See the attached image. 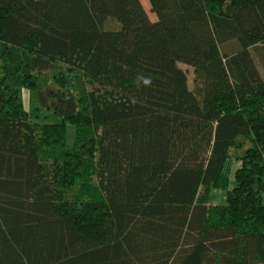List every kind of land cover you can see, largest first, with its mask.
I'll return each instance as SVG.
<instances>
[{
    "label": "trees",
    "instance_id": "16d2710c",
    "mask_svg": "<svg viewBox=\"0 0 264 264\" xmlns=\"http://www.w3.org/2000/svg\"><path fill=\"white\" fill-rule=\"evenodd\" d=\"M148 2L0 0V264H264V0Z\"/></svg>",
    "mask_w": 264,
    "mask_h": 264
},
{
    "label": "rangeland",
    "instance_id": "374dc122",
    "mask_svg": "<svg viewBox=\"0 0 264 264\" xmlns=\"http://www.w3.org/2000/svg\"><path fill=\"white\" fill-rule=\"evenodd\" d=\"M141 3L147 13V15L149 16V18L151 20H155L156 19V16L153 12H151L150 10V7H149V2L148 0H141ZM117 25V22L113 19H108L107 23H106V26L108 27H116ZM236 44L233 43V42H229L225 45L222 46V50H226V51H234V49L236 48ZM255 59H256V62H257V65H258V68L260 70V72L264 75V68L261 64V61L260 59L256 56L255 52L252 51ZM183 70L186 71V74H187V82H188V87L190 89H194L195 85H194V81H193V69L191 66L189 65H186L184 63H179L178 64ZM23 102H24V106L27 110H29V101H28V98H29V95H28V90L27 89H24L23 90ZM68 133L70 134V130L68 131ZM71 137V135H70ZM238 166V162L234 161L233 162V166H232V170ZM225 199V193L222 189H212L209 193V200H208V203H211V204H217V203H222Z\"/></svg>",
    "mask_w": 264,
    "mask_h": 264
},
{
    "label": "clouds",
    "instance_id": "9594fccd",
    "mask_svg": "<svg viewBox=\"0 0 264 264\" xmlns=\"http://www.w3.org/2000/svg\"><path fill=\"white\" fill-rule=\"evenodd\" d=\"M138 79H141V78H138ZM142 79H143V83L145 86H148L151 84L150 78H142Z\"/></svg>",
    "mask_w": 264,
    "mask_h": 264
}]
</instances>
